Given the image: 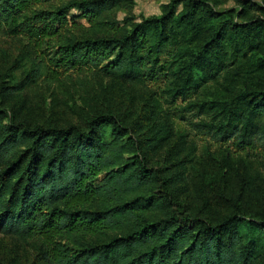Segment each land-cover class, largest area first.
Returning a JSON list of instances; mask_svg holds the SVG:
<instances>
[{
	"label": "trees",
	"instance_id": "obj_1",
	"mask_svg": "<svg viewBox=\"0 0 264 264\" xmlns=\"http://www.w3.org/2000/svg\"><path fill=\"white\" fill-rule=\"evenodd\" d=\"M227 1L0 0L34 61L0 71V234L30 264H264V0Z\"/></svg>",
	"mask_w": 264,
	"mask_h": 264
},
{
	"label": "rangeland",
	"instance_id": "obj_2",
	"mask_svg": "<svg viewBox=\"0 0 264 264\" xmlns=\"http://www.w3.org/2000/svg\"><path fill=\"white\" fill-rule=\"evenodd\" d=\"M168 1L169 0H133V14L135 16V20L139 21L143 18L159 15L161 12V6ZM219 8L237 9V5L233 3V1L229 0L219 6ZM78 14L79 11L76 9H70L67 11V18L69 21L75 20L85 24L84 20L78 17ZM122 15L123 13H118L119 18H121ZM23 44V35L5 36L0 32V71L6 72L7 79L11 82L19 80L23 76L24 72L30 70L34 65V61H32L30 56L26 54L25 46ZM41 83V78H39L38 81L32 86L39 84L40 89L47 97V101H49V91L46 90L45 86ZM179 124L180 126H186V124L182 122ZM191 131V136L193 135L192 140L196 142L198 151L201 150V146L206 143H210L212 145L217 144L210 136L202 135L196 132L194 129ZM33 255L34 252L28 245L16 240L11 236L0 234L1 258H4L5 260L11 259L12 261H15L14 264H30V260L33 258Z\"/></svg>",
	"mask_w": 264,
	"mask_h": 264
}]
</instances>
